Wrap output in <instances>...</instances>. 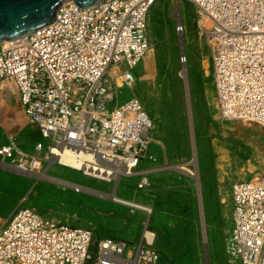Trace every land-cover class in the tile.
Masks as SVG:
<instances>
[{"label": "built area", "instance_id": "built-area-1", "mask_svg": "<svg viewBox=\"0 0 264 264\" xmlns=\"http://www.w3.org/2000/svg\"><path fill=\"white\" fill-rule=\"evenodd\" d=\"M157 1L102 0L89 9L74 3L61 8L53 23L8 46L0 43V86L15 84L25 115L42 135L37 157L69 148L115 167L110 178L121 169L130 174L141 160H157L151 149L161 140L140 98L115 103L135 81V68L151 46L147 13ZM188 1L197 9L198 31L207 34L214 61L244 62L240 51L250 37L261 39L264 53V0ZM207 21L213 22L210 33L204 32ZM0 158L22 164L26 157L15 142H7ZM253 180L232 186L234 225L227 250L241 264H264V176ZM151 184L150 175L138 176V189ZM15 213L0 234V264H157L160 259L146 239L96 238L91 229L52 223L27 208Z\"/></svg>", "mask_w": 264, "mask_h": 264}, {"label": "rangeland", "instance_id": "rangeland-1", "mask_svg": "<svg viewBox=\"0 0 264 264\" xmlns=\"http://www.w3.org/2000/svg\"><path fill=\"white\" fill-rule=\"evenodd\" d=\"M177 4L185 25L183 41L174 14ZM196 13V7L187 0H158L150 8V49L135 68V82L118 98L122 103L139 97L161 140L151 149L157 160H144L131 176L121 180L117 190L118 195L150 206V214L30 176L28 172L45 171L54 178L69 179L91 189H113L78 170L51 163L44 159L45 154L37 157L36 145L43 138L25 119L12 86L0 94V147L9 143L10 135L16 150L26 158L22 164L2 158L0 162L26 171L0 167V231L20 208L32 209L52 223L87 227L96 238L111 236L131 243L138 242L148 221L160 252L157 264H240L226 248L233 228L232 186L237 181L264 176V128L222 117L207 34H199ZM208 25L204 27L206 33ZM183 54L188 65V87L179 74ZM194 142L198 178L171 167L192 161ZM142 171H148L151 177L148 189L137 188Z\"/></svg>", "mask_w": 264, "mask_h": 264}, {"label": "bare ground", "instance_id": "bare-ground-1", "mask_svg": "<svg viewBox=\"0 0 264 264\" xmlns=\"http://www.w3.org/2000/svg\"><path fill=\"white\" fill-rule=\"evenodd\" d=\"M74 3L75 2L73 0L64 1L62 4H60V6L61 5L62 6L58 7V9H57L58 11H56V15H57V13L60 12L59 10L61 8H64V9L68 8L71 5H73ZM101 3H102V1L99 4H101ZM99 4H97V5H99ZM174 14H175V17L179 21L178 30L180 32V37L183 41V35L182 34L184 33L183 32V26H185V25H183V22L180 19L181 18V8L178 4L176 5V10H175ZM219 23H221V22H219ZM207 24H209L207 33H210V29H211L213 22L208 21ZM260 41H261V39L256 40V39H253L252 37H250L246 41L247 47L242 48L240 51L242 54H244V55H241V57H243L244 62L241 60H238L236 58L229 59V61L232 62L234 65L229 63L225 58H219V59L214 61L212 55H211V60H212L213 79H214V84H215V88H216L217 96H218V103H219L218 105H219V109H220L222 117H225L227 119H232V120H242V121H246V122H250V123H254V124H259L264 128V102H263V100H264V53L260 50V46H259ZM9 42H10V40H4L1 43H2V45L8 46L10 44ZM255 43H257L256 46H254ZM213 44H214V42L212 41L211 45H213ZM209 45H210V43H209V39H208V46ZM209 49H210V46H209ZM182 52H183V50H182ZM213 52L216 53L217 50L213 49ZM259 52L262 54V56H260V57L257 56V53H259ZM210 54H211V52H210ZM261 57H262V59H261ZM182 60H183V61H181L182 66L180 68L179 74H180V76H182L184 78L186 85L188 87V75H187L188 65H187V60H186L185 54H183ZM242 70H243L244 74H239ZM219 72H221V73H219ZM133 82H135V81L133 80L132 82H130L129 85L131 86L133 84ZM12 86L15 88V90L18 93V98L20 101V105L22 107L19 91L13 82L4 81L0 86V94L2 92H5L8 88H10ZM121 92L122 91H120L118 93L116 100H115V103L117 105H121V104L126 102V101L122 102V103L119 102L118 98H119V95ZM231 94H234V98H232ZM138 100L140 102L142 101L141 99H138ZM187 100H188V104L190 105L189 91H187ZM142 103L143 102H141V104ZM142 105H144V104H142ZM146 112H148V111L146 110ZM23 113H24V111H23ZM24 115H25V113H24ZM24 117H25V119L27 118L29 121H31V119L29 117H27L26 115ZM149 119H150L152 125L155 127V122H154L153 118L151 117V115L149 116ZM8 138H9V144L14 142V140L12 139V137L10 135L8 136ZM192 138L194 139L193 128H192ZM194 141H195V139H194ZM193 146L195 147V142H194ZM16 149H17V146H16ZM193 151H194V153H193L192 161H190L188 163H186V162L185 163H179V164L173 165L171 167L182 172V173H186L188 175H192L195 178H198L199 174H198V170H197L196 147L194 148ZM54 152H55V154L52 157H50V158L46 157L44 159L50 160L51 163L57 162L59 164H62V166L64 165V166L70 167L72 169L78 170V171L82 172L88 178L107 183L113 189L109 192L104 191V190L94 189L93 187H92L93 189H91V187H89L88 185H82V184L80 185L79 183H75V181H72L69 179L54 178L49 173H46L45 171H42L40 173L27 171L28 174L30 176H35V177H38L40 179L52 180V181L58 182L60 184L75 188V189L91 192V193L97 194L99 196H102L105 199H109L113 202L126 204V205H130V206H135L137 208H140L141 210H144L147 214H150V212L152 211V208L150 206L146 205L145 203H143L141 201H138V200L132 199V198H127V197H124V196L117 194V190H118V187H119L121 180L124 177L131 176L134 173L136 166L138 165L137 167H139L141 165L140 163H142L144 160L143 161L141 160L142 162L140 161V163L138 162L136 165H134V170H132L130 174H123L122 169H121L113 177L110 178V169L111 168L115 169V167L112 166L109 169V167L106 165H98L93 160H91L92 159L91 155H88L85 153L77 154V153L73 152L72 150H70L69 148L57 149ZM153 157L156 160V156H153ZM191 164L194 165V168H192L190 166ZM0 167L11 168V169H15V170H22L23 172L26 171L25 169H22L20 166L17 167L15 165H12L10 163H5V162H2V163L0 162ZM142 174L149 175L148 171H142L141 175ZM248 181H252V180H248ZM253 181H255V180H253ZM251 183L252 182H250L249 184H251ZM241 189L243 191H245L243 188H241ZM248 192H251V191L247 190L244 193L246 194ZM249 199L255 200V196L249 195ZM232 200H233V197H232ZM20 209H23V208H20ZM20 209H18V210H20ZM27 209H29V208H27ZM30 210H32V209H30ZM32 211L37 213L41 217H43L38 212H36L34 210H32ZM233 211H234V204H233ZM15 212L13 215L16 214ZM13 215L11 216V218L14 217ZM147 219H148V217H147ZM8 221H7V223H8ZM144 223H145V225H144L142 234H141L138 242L139 241L141 242L143 239H146L147 242L155 245L156 233H155V231H153L149 228V222L148 221H146ZM6 224L4 225L2 230L0 231V234L5 229ZM233 225H234V212H233ZM81 228L89 229L87 227H82V226H81ZM122 240H124V239H122ZM234 260L237 261V259H234ZM240 264H241V262H240Z\"/></svg>", "mask_w": 264, "mask_h": 264}, {"label": "water", "instance_id": "water-1", "mask_svg": "<svg viewBox=\"0 0 264 264\" xmlns=\"http://www.w3.org/2000/svg\"><path fill=\"white\" fill-rule=\"evenodd\" d=\"M64 1L68 0H0V43L17 40L53 23L57 9ZM73 1L89 9L102 0Z\"/></svg>", "mask_w": 264, "mask_h": 264}]
</instances>
